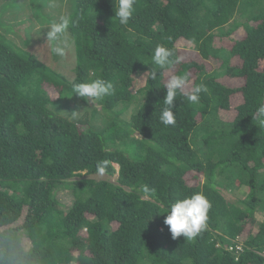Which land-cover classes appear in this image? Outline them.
Returning a JSON list of instances; mask_svg holds the SVG:
<instances>
[{
    "label": "trees",
    "instance_id": "trees-1",
    "mask_svg": "<svg viewBox=\"0 0 264 264\" xmlns=\"http://www.w3.org/2000/svg\"><path fill=\"white\" fill-rule=\"evenodd\" d=\"M117 4L0 0V264H264V0H136L127 25ZM61 15L72 21L65 55L46 38L32 50L24 30L44 26L45 36ZM157 45L181 62L154 65ZM173 74L192 87L178 92L166 127ZM98 77L114 87L103 100L72 92ZM201 82L208 91L192 104ZM98 162L114 180L92 176ZM200 192L211 204L205 227L173 239L166 209ZM233 241L244 246L237 257Z\"/></svg>",
    "mask_w": 264,
    "mask_h": 264
},
{
    "label": "clouds",
    "instance_id": "clouds-1",
    "mask_svg": "<svg viewBox=\"0 0 264 264\" xmlns=\"http://www.w3.org/2000/svg\"><path fill=\"white\" fill-rule=\"evenodd\" d=\"M136 0H118V4L115 8V18L121 25H127L130 18L133 15L134 4ZM71 17L67 15H61L58 20L53 21L48 30L44 33L46 41L51 42L52 52L56 55L63 57L65 55L66 37L68 29L71 23ZM174 53L171 49L164 47L163 45H157L153 54L152 62L154 65L163 69L172 65L173 63H180L181 57L177 56L173 61ZM147 73H144V77ZM157 72L153 69L150 73V79H156ZM188 83V76L185 75H171L166 84V95L163 99V105L159 120L164 126L175 124V115L173 112L174 102L177 99L178 92L183 90ZM114 91L113 84L103 78H95L91 82L75 83L72 85V92L81 98H84L88 102H98L103 100L104 97L111 95ZM208 91L207 85L203 82L195 85L188 93L187 100L192 104H198L200 102V94ZM256 118L261 127H264V105L257 108ZM106 162H98L97 171L103 175L105 168L102 166ZM211 207L210 202L204 196L202 192L194 193L190 197L176 200L166 209L167 213L164 224L168 226L169 231L173 239L183 235L187 239H192L196 236L206 225L207 213ZM217 246H220L217 244ZM243 246V245H242ZM227 249V247H226ZM244 250V246L242 251ZM228 251V250H227ZM241 251V252H242ZM234 256V253L228 251ZM264 249L259 252V255L264 259Z\"/></svg>",
    "mask_w": 264,
    "mask_h": 264
},
{
    "label": "rangeland",
    "instance_id": "rangeland-1",
    "mask_svg": "<svg viewBox=\"0 0 264 264\" xmlns=\"http://www.w3.org/2000/svg\"><path fill=\"white\" fill-rule=\"evenodd\" d=\"M59 6H62V4L61 3H59V4H57V5H54V6H50V7H48L47 9L51 12V13H56L58 10H59ZM20 15H18L17 17H16V21H20V22H23V21H25V20H27V19H29V18H31L32 16L30 15V13H29V11H28V14H27V16H23V17H20ZM11 19H13V18H11ZM7 23L10 25L9 27H11V28H13V29H15L16 28V26L13 24V22L11 23V22H8L7 21ZM24 27V26H23ZM23 27H21V24H19L18 26H17V28L18 29H22ZM42 27H44V26H38V25H35V28H28L27 30H24V35L27 37V38H29L30 39V42H29V46H31V43H32V46H34L33 48H32V50H35L36 48H37V46L38 45H40V44H43V42H44V38H46V36H39L38 35V33H40V31H37L39 28L41 29ZM48 30V28H46V30L45 31H47ZM245 35V31H244V28L243 27H237L235 30H234V32L232 33V35H231V39L232 40H235V39H240V38H242L243 36ZM15 39L16 40H18L17 39V37H15ZM34 39H35V44H33V42H34ZM42 39V40H41ZM177 45L178 46H181V47H183V51H182V57L183 58H187L188 57V55H187V51L188 50H190V43L188 42V41H185V40H182V39H180V41H179V43H177ZM189 56H194V57H196V53H193V52H191V54L189 55ZM142 80V77H140L139 78V82ZM191 81H188V85H187V87H189L188 89H190V87H192L191 86ZM47 90V92L50 94V96L51 97H54V89H52V88H47L46 89ZM220 116L223 118V119H226V120H228V119H231L232 118V116H233V112L232 111H220ZM117 167V166H116ZM93 177H96V178H101V177H105V178H111L112 180H114V178L116 177V175H114V176H107V175H101V174H96V175H92ZM222 193H223V195H224V197H226V198H233L234 196H235V194L232 192V191H229V190H222ZM70 197H71V195H69L66 191H64L63 192V194L62 195H60V203L61 204H63V205H68L69 203H70ZM116 223H113V225H115Z\"/></svg>",
    "mask_w": 264,
    "mask_h": 264
},
{
    "label": "built area",
    "instance_id": "built-area-1",
    "mask_svg": "<svg viewBox=\"0 0 264 264\" xmlns=\"http://www.w3.org/2000/svg\"><path fill=\"white\" fill-rule=\"evenodd\" d=\"M243 249V246L240 242L233 241L231 244L227 245V250L238 255ZM264 255V253H263Z\"/></svg>",
    "mask_w": 264,
    "mask_h": 264
}]
</instances>
